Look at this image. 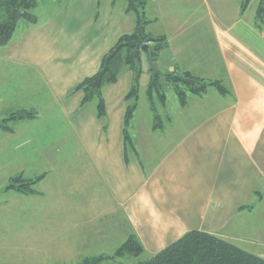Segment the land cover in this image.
Here are the masks:
<instances>
[{"label":"crops","instance_id":"obj_1","mask_svg":"<svg viewBox=\"0 0 264 264\" xmlns=\"http://www.w3.org/2000/svg\"><path fill=\"white\" fill-rule=\"evenodd\" d=\"M116 1L101 14V0H57L56 8L41 17L33 13L37 6L31 11L34 24H17L10 42L0 48V122L22 112H32L34 118L9 120L11 131L0 129V134L11 136L14 158H21L34 141L33 131L45 134L51 157L67 158L63 151H69V135L75 133L80 141V196L87 193L103 222H121L125 239L132 236L141 245L143 259L190 231L240 248L244 223L264 211V31L253 25L260 0H184L193 9L180 19L171 39L164 35L167 47L153 67L220 82L226 92L209 87L201 95H188L183 106L176 99L173 127L172 119L162 125L152 113L153 98L145 127L134 126L136 103L127 127L131 144L123 136L126 108L134 102L126 100L135 82L131 72L104 87L102 119L96 108L93 113L87 107L91 102L81 107L82 93L75 92L131 31L123 24L133 12L123 9L122 23L113 11ZM141 3L145 10L147 0ZM200 3L215 12L205 16L207 26L196 32L189 28L204 17L195 9ZM165 103L166 98L159 104L164 108ZM187 110L186 123L179 116ZM171 127L174 136L168 140ZM140 130L148 143L154 135H164L167 145L158 158L140 157L141 150L150 149L140 148ZM101 190L108 200L96 211V191Z\"/></svg>","mask_w":264,"mask_h":264},{"label":"rangeland","instance_id":"obj_2","mask_svg":"<svg viewBox=\"0 0 264 264\" xmlns=\"http://www.w3.org/2000/svg\"><path fill=\"white\" fill-rule=\"evenodd\" d=\"M56 1L44 0L42 3L37 0V9L33 13L39 17L47 14L56 8ZM101 1L99 10L102 14L107 7L111 8L108 3L112 0ZM199 2L204 4L203 1ZM183 4L184 0H147L145 10H143L144 17L146 22L152 21V23L144 29L145 33L155 38H163L166 35L171 39L176 31V25L182 24L179 22L180 19H186L193 9ZM204 5L200 3L197 8L194 7L204 17L197 24L191 25L189 29L202 32L207 26L205 16H209L211 11L215 12V8ZM127 8L126 0H117L113 7V11L122 23H124L122 20L124 17L119 15L122 14L123 9ZM134 21L133 13L126 16L123 27L126 25L129 29L131 28L128 35L135 30ZM185 29L189 30L186 27ZM154 37L150 38L153 40ZM165 44L167 47L166 39ZM149 46L152 48V43ZM150 65L144 54L136 64L138 67L135 71L138 72L136 78L135 72L133 75L129 69L124 70L132 73L138 90L137 98L131 97L138 106L133 125L140 128L145 127V119L151 115L147 111L150 104L148 97L150 78L151 75L153 76L150 69L154 68L160 73V68L162 74L158 76V83L165 95L166 103L164 108L160 106L155 88L152 87L150 94L155 103V110L152 108V113L155 111L159 115L162 125L166 124L167 118L172 119L173 127L176 125L177 98L165 79V74H167L165 69L159 64L156 67H150ZM124 71L121 76L125 75ZM121 81L122 79L119 83ZM91 103L92 105L87 107L94 113L96 102ZM188 114L189 110L179 117L187 123ZM155 116V113L152 114L153 121ZM156 121L154 125L158 126ZM172 127L166 134L168 140L174 136ZM137 132L142 142L140 148L150 147L149 150H141L140 157L149 155V158H158L159 151L163 152L167 145V140L163 139L164 135L159 134L157 137L154 135L148 143L149 139L141 133V130ZM33 136L34 141L22 152L23 156L14 158L11 136L0 134V264H82L86 258L114 255L126 241L124 237L126 231L121 222L116 221L113 225L103 222L104 219L101 216L95 215L93 206L89 203H92V199L87 193L80 196L79 137L75 138V133L69 135V151H63L68 157L61 158L55 157L54 153L51 157V147L48 141L44 140L45 134L36 135L33 131ZM43 174H46L45 180H40L33 186L35 194L23 195L7 190L11 185L10 178L13 176L22 175L24 179L34 180ZM96 193L100 196L97 201L99 205L95 208L97 211L100 206L101 208L105 206L108 198L104 190L96 191ZM244 224L245 227L239 234L245 237V241L239 247L264 260V211L262 214L256 212L251 220H246ZM258 226H261L260 230ZM121 260L119 262L122 264H133L134 262L126 257ZM103 264L119 263L104 262Z\"/></svg>","mask_w":264,"mask_h":264},{"label":"trees","instance_id":"obj_3","mask_svg":"<svg viewBox=\"0 0 264 264\" xmlns=\"http://www.w3.org/2000/svg\"><path fill=\"white\" fill-rule=\"evenodd\" d=\"M141 1L127 0V10L136 15L134 32L120 37L114 47L102 58L98 71L94 75L85 78L75 88V92L82 93L81 107L92 101L96 102V116L99 119H102L105 115L102 90L104 87L116 83L126 69L133 72L134 75V72L138 69L136 67L135 51L139 50L145 40L150 38L144 31L147 22L143 17L144 4ZM245 4H247V1ZM36 6L37 0H0V48L10 42L20 21L32 24L36 22V18L31 13ZM253 25L255 29L264 31V0L259 1ZM164 48H166L164 37L153 39L152 48L148 52V61L152 67ZM165 79L170 84L173 93L182 106L186 103L188 95H201L209 87L216 88L222 94L226 92L220 82H205L202 79L193 77L189 73L181 76L167 73L165 74ZM150 80L149 99H151L150 90L153 87L155 88L156 98L159 102L163 103L165 95L158 83V75L155 78L151 75ZM137 95L138 90L134 84L131 91L127 94L126 100H129L132 96L136 99ZM135 109L136 102L134 101L133 104L127 106L124 116L123 136L127 144H131L127 127ZM33 118L34 114L32 112H22L10 117V119L1 121L0 129L10 132L9 120H31ZM157 119V116H155L154 121ZM42 178L41 176L34 180H28L24 179L21 175L13 177L10 181L11 185L7 190H14L23 195L35 194L33 186ZM142 255L143 249L141 245L134 237L130 236L116 250L114 255H100L86 258L82 264H103L104 262H118L122 264L120 262L124 257L132 259L134 261L133 264H264V260L245 252L219 237L200 231L187 232L176 242L147 259H141Z\"/></svg>","mask_w":264,"mask_h":264},{"label":"water","instance_id":"obj_4","mask_svg":"<svg viewBox=\"0 0 264 264\" xmlns=\"http://www.w3.org/2000/svg\"><path fill=\"white\" fill-rule=\"evenodd\" d=\"M153 40L151 38H148L145 40V42L143 43V45L140 47L139 50L135 51V57H136V61H140V53H143L147 56V63L150 65V62L148 61V52L150 50V46L149 44L152 42ZM151 66V65H150ZM152 74H153V78H155L159 73L154 69H150ZM138 76V72H135V78ZM136 80V79H135Z\"/></svg>","mask_w":264,"mask_h":264}]
</instances>
